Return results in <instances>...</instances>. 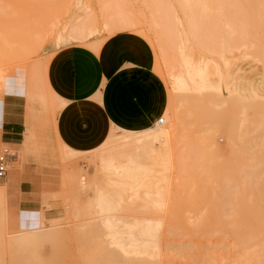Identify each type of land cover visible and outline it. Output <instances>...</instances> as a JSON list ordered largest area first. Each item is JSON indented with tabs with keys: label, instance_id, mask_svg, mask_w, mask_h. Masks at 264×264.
I'll list each match as a JSON object with an SVG mask.
<instances>
[{
	"label": "rangeland",
	"instance_id": "rangeland-1",
	"mask_svg": "<svg viewBox=\"0 0 264 264\" xmlns=\"http://www.w3.org/2000/svg\"><path fill=\"white\" fill-rule=\"evenodd\" d=\"M263 11L264 0H0V31L5 28L1 27L4 22H11L13 26L20 24L25 30L31 25L43 33L57 26H67L70 33L82 29L89 34L92 30L95 34L92 41L100 43L105 53H113L116 64H144L140 61L146 58L144 65L152 67L167 87L169 101L163 126L172 136L168 166L171 170L168 169L169 174L165 172L169 176L165 175L169 183L166 198L170 195L166 205L143 211L137 206L124 211L130 207L126 206L110 214L120 228L144 219L161 220L154 257L135 259L128 255L131 257L123 258L125 254L122 255L118 246H113L104 228L102 220L107 215H102L96 205L97 191L93 182L99 168L96 156L101 151H112L125 137L142 135L111 132L112 128L105 124L96 107L89 110V140H86L85 115L76 116L70 124L72 127H62L63 116L58 113L63 103L47 89L45 71L55 51L60 49L47 45L37 54L25 55L28 58L19 63L17 55V60L14 54L12 61L9 59L12 56L6 58L1 54L2 43L0 153L9 149L13 157L6 178L0 180V264H264V90H260L258 102L254 101L257 104L252 99L242 104V99L236 95L230 98L232 91L224 81L225 64L230 60L235 66L246 64L241 65V71L254 68L256 76L264 81ZM120 19L127 27L118 22L120 26L105 29V25ZM134 22L139 26L135 27ZM229 22L238 28L233 31ZM30 31H26L27 34ZM20 33L18 39L23 36ZM3 36L4 44H13L14 40ZM20 44L19 49L13 47L10 52L20 51ZM29 45L26 47L36 53V45L35 49ZM229 47L231 50L227 49ZM6 50L4 52H8ZM10 52V55L14 53ZM22 63L29 64L30 68H23ZM215 63L223 72L221 92L207 96L180 90L186 79L188 82L190 72L204 69L213 72ZM9 64L20 68L13 72L15 68ZM241 87H246V82L238 80L234 94ZM3 120L21 124L13 131L16 133L13 138L19 142L15 149L1 141ZM69 131L75 143L70 141ZM110 132L104 146L99 147ZM8 137L11 136L5 139ZM162 169L157 168L158 175ZM192 169L194 172L190 171ZM196 173L200 176L198 184ZM184 181L188 183L181 185ZM202 219L205 220L203 225L198 224Z\"/></svg>",
	"mask_w": 264,
	"mask_h": 264
},
{
	"label": "bare ground",
	"instance_id": "bare-ground-1",
	"mask_svg": "<svg viewBox=\"0 0 264 264\" xmlns=\"http://www.w3.org/2000/svg\"><path fill=\"white\" fill-rule=\"evenodd\" d=\"M249 2V1H248ZM247 2V3H248ZM238 4V3H237ZM250 5V4H249ZM246 8V7H245ZM264 12V11H263ZM244 13V11H243ZM239 15V14H238ZM243 19V18H242ZM119 20V19H118ZM115 21V25L112 23L108 25H105L107 26V28L105 27V29H107V31L111 30L112 27L115 28L116 25H119L118 22L120 23L121 22V19L120 21ZM124 20V22L126 21L125 19H122ZM130 21V20H129ZM233 21V20H232ZM83 22V21H82ZM131 22V21H130ZM239 22V21H238ZM3 23V22H2ZM1 23V25H2ZM6 24V26H4ZM9 22H4L3 25L1 26L2 28L5 27L3 30L0 31V45H2L3 43V47L0 46V48L3 50H1V54L3 56H6V58H8L9 56H12L10 57L9 59L12 61L14 59H16V55L18 56L17 59H20L19 63H21L22 59L23 58H28L27 56H32L33 54H37L39 53L40 51H42L47 45H53L55 47V49H60L63 48V47H66L67 45H70V44H78L81 45L82 47H87L95 52H98L100 51V49L102 48V45L100 43H95V41H92V36H94L95 34L92 33V30L89 32V34H86L84 32H82V29L81 31H73V33L71 32H67L66 30V27L63 28V27H55L56 29L53 30V31H50V32H42V31H39L37 28H34L33 26H28L29 28H26V30L24 29L25 27H23L22 25L21 26H13V24L10 22L9 24L12 25V28L10 29L11 25L8 24ZM127 23V21L125 22ZM135 23V22H134ZM235 23V21H234ZM108 24V23H107ZM121 26H125L123 25V22L120 23ZM128 24H131V23H128ZM136 24V23H135ZM229 24L231 25L230 26V29L233 27V31H235L237 28L235 27V25L232 23L229 22ZM236 24V23H235ZM238 24V23H237ZM138 24L135 25V27L137 26ZM242 25H244V23H242ZM120 26V25H119ZM117 26V28L119 27ZM139 26V25H138ZM14 27L16 30H14ZM18 29H17V28ZM24 29H22V28ZM104 27V26H103ZM108 27L111 28L108 30ZM127 27V25L125 26ZM241 28V26H239ZM7 28H9V30H6ZM22 30H21V29ZM34 29V31H32V29ZM82 28V27H81ZM91 29L92 26L90 27ZM132 28V27H131ZM239 28V29H240ZM243 28V27H242ZM31 29V31H30ZM12 30V32H11ZM18 30L20 31H23V34L22 32L20 33ZM94 30V29H93ZM3 31H5L3 33ZM6 31H8L7 33H10L12 34L13 33V36L10 34L7 35ZM15 31H17V33L15 34ZM30 31L28 34L27 32ZM106 31V32H107ZM239 30H237L238 32ZM20 33V36L23 35L22 37H20L21 39V42H20V39L19 38V33ZM32 32V33H31ZM97 32V31H96ZM95 32V33H96ZM117 32V31H116ZM240 32V31H239ZM27 35L25 37V34ZM2 34L5 35V36H8L9 39H11L12 41L14 40V42H12L13 44H10V42L7 44V42L4 44L3 40L6 41V39H2ZM16 36H15V35ZM93 34V35H92ZM236 34V33H235ZM239 34V33H238ZM3 36V37H5ZM12 38H15V39H12ZM18 36V37H17ZM155 36V35H154ZM234 39H236L235 37H237L236 35H234ZM232 36V37H233ZM29 39H28V38ZM149 37V36H148ZM157 37V36H155ZM153 37V38H155ZM244 37V36H243ZM7 38V40H8ZM17 38V39H16ZM242 38V37H241ZM22 39H26L24 41ZM240 39V37H239ZM15 40H18L20 43H18V41L15 42ZM28 40V41H27ZM9 41V40H8ZM23 41V42H22ZM154 41V40H153ZM158 41V40H157ZM15 43V44H14ZM26 43L29 44H32L31 46H33V49H35V45H36V53L33 52V50H30L29 47H26L28 45H26ZM10 44V45H9ZM19 44L22 45L20 48L23 49L20 51L16 50V51H12L14 52L13 54H9V52L12 50L11 48H15V49H19ZM15 45V46H14ZM23 45H25L23 47ZM230 45V44H229ZM228 45V46H229ZM12 46V47H11ZM71 46V45H70ZM75 46V45H74ZM244 46V45H243ZM9 47V49H8ZM7 49V50H6ZM26 49V50H25ZM228 50H231V47L227 48ZM8 51V52H4V51ZM29 53H27L28 51ZM31 51V52H30ZM59 51V50H57ZM55 51V53L57 52ZM4 52V53H3ZM10 52V53H12ZM21 52V54H20ZM6 53V54H5ZM8 53V54H7ZM51 53V52H50ZM15 54V56H14ZM53 54V53H52ZM2 55H0L1 57H3ZM8 55V57H7ZM21 55L22 58L20 57ZM27 55V56H25ZM13 56L15 57L13 59ZM0 57V59H1ZM53 57V56H52ZM16 59V60H17ZM31 59V58H30ZM38 59V58H37ZM8 60V59H6ZM15 60V61H16ZM29 60V59H27ZM32 60V59H31ZM51 60V59H50ZM15 61H14V64H15ZM23 62H24V59H23ZM29 63H31L32 61H27ZM35 62V61H34ZM10 64H12L11 62H9ZM17 63V62H16ZM18 63V65H19ZM234 61L230 60V63L229 64H225L226 68H225V73H224V81H225V84L226 86L229 88L230 92L232 91V94L230 93V98L232 96H235L242 99L241 100V103L243 104V101L244 100H247L245 101V103H247L250 99H252L251 101L253 103H256L257 104V100L259 97H261V91L264 90V81H263V78L261 76H256L255 72L256 71L254 68H250V69H246V70H243L241 71L242 67L245 66L246 64H243L241 63L240 65L238 66H235L233 65ZM9 64V65H10ZM13 64V65H14ZM23 65L25 63H22ZM27 64V63H26ZM23 66L21 65L23 68L24 67H28V66ZM49 64V63H48ZM208 64V62H207ZM17 65V64H16ZM230 67H227L229 66ZM12 66V65H10ZM48 66V65H46ZM45 66V71L47 72V69L48 67L46 68ZM13 67V66H12ZM191 67V66H190ZM248 67V66H247ZM10 68V67H9ZM15 68V70L13 72H16L18 68H20L19 66L18 67H13V69ZM30 67H28L27 69H29ZM246 68V67H245ZM10 70H12L10 68ZM26 70V68L24 69ZM22 70V71H24ZM22 71H20V73H22ZM30 71V70H29ZM28 72V71H27ZM31 72V71H30ZM29 72V73H30ZM45 72V74H46ZM19 73V71H18ZM191 74L189 75V79H188V82H186V80L184 81L185 83L182 84L181 89H183L185 92L183 93H186L188 92V94H204L206 93L207 96H208V93H219L221 92L222 90V79H223V72H222V69L220 67V65L218 63H215L214 64V69H213V72L209 69H204V70H199L197 72H190ZM260 73V72H259ZM16 74V73H14ZM47 75V74H46ZM46 75H45V78H46ZM264 77V76H263ZM3 78V77H2ZM4 80V79H3ZM46 80V79H45ZM238 80H241L246 82V87H241L240 90L238 89V91H236V93L234 94V87H235V83L238 81ZM47 82V80H46ZM4 83V82H3ZM47 84V83H46ZM48 86V85H47ZM241 86V85H240ZM179 88V87H178ZM48 90L49 87H47ZM262 89V90H261ZM237 90V88H236ZM261 90V91H260ZM264 92V91H263ZM49 93H51L49 91ZM213 94V95H214ZM52 95V94H51ZM54 96V95H53ZM234 97V98H236ZM210 98V97H209ZM215 98V97H214ZM239 99V100H240ZM212 100V99H211ZM226 100V98H225ZM206 101V100H205ZM254 101H257V102H254ZM264 101V100H263ZM202 103V101L200 102ZM244 103V104H245ZM216 104V103H215ZM225 104V102H224ZM223 104V105H224ZM254 104V105H256ZM222 105V104H221ZM250 105V103H249ZM248 105V106H249ZM253 105V104H252ZM259 107V106H258ZM259 109V108H258ZM213 110V109H212ZM215 112V110H213ZM210 113V112H209ZM261 113V112H260ZM264 114V113H262ZM216 116V114H214ZM217 117V116H216ZM262 118V117H261ZM232 124V123H231ZM165 125V121L164 123H160L158 124V126L156 128H154L153 130L147 132V133H142L141 137L139 138H128V137H125L123 140H120V143L117 144L116 148L113 149L112 151H109V152H103L101 151V154L96 158H98V162H99V168L98 170L96 171V168H95V171H96V175L93 177V182H94V186H96V191H97V198H96V205L100 208V213L105 214L107 215L103 221V225H104V228L106 229V231H108L109 233V236L110 239L112 240V243H113V246H118L119 250L121 251L122 250V255H123V258L126 257L127 259L130 258L132 256V258H140L138 256H142L141 259L145 258L147 256V258L151 259V257L153 258L154 257V254H155V250L156 249V242L155 240H157V235H158V232L160 231V229H162V225H161V220L158 219V221H155V220H152L151 221H144L146 219H142L143 221L139 222L138 224H130V223H127L126 226H124L123 224V227H121L123 229V231H121L120 229V226L115 222L114 218L112 216H110V214L112 213H117L116 211L126 206H130L129 208H125L124 211L126 209H131V207L135 208L136 206L139 208H141V210H150L149 208L152 207L153 208H161V207H164L166 205V200H168L167 198L170 196H168L167 194V198H166V185L168 182H166L167 180V177L168 175L165 174V172L169 174V170H171L169 166V164L171 163L170 161V148H171V139H172V136H171V132L169 131V129H166L164 128ZM229 125V124H228ZM216 126V125H215ZM130 134H133V133H130ZM233 138V137H232ZM210 140V139H209ZM211 141V140H210ZM209 143V142H208ZM211 143V142H210ZM209 143V144H210ZM104 145H102L103 147ZM210 146V145H208ZM64 147V146H63ZM101 147V148H102ZM206 148V147H204ZM99 150V149H98ZM101 150V149H100ZM104 150V149H103ZM97 151V150H96ZM95 152V151H94ZM100 153V152H99ZM197 153V152H195ZM210 153V152H209ZM86 154V153H85ZM193 155V154H192ZM206 156V155H205ZM173 158V157H172ZM197 159V158H196ZM180 160V159H179ZM96 160H94L93 162H95ZM199 161V159H198ZM178 162V161H177ZM196 162V161H195ZM201 162V161H199ZM97 163V162H96ZM192 163V161H191ZM203 163V162H202ZM263 164V162H262ZM10 165V164H9ZM192 165L195 166L194 163H192ZM200 165V164H199ZM198 165V166H199ZM15 166V165H14ZM192 166V168H196ZM261 166V164H260ZM168 167V168H167ZM186 167V166H185ZM189 167V165H188ZM186 167V168H188ZM263 166H261L262 168ZM157 168H163L161 170V173L160 175H158L157 173ZM258 168V167H257ZM260 168V169H261ZM164 169H167V170H164ZM169 169V170H168ZM197 169V168H196ZM201 169V168H200ZM259 169V170H260ZM189 170V169H188ZM194 169L190 170V171H193ZM204 170V169H203ZM257 171V172H260V171ZM179 171H181L179 169ZM206 171V170H205ZM75 172V171H74ZM194 172V171H193ZM197 172V170H196ZM256 172V173H257ZM78 174H80L78 172ZM189 174V173H188ZM191 174V173H190ZM193 174V173H192ZM197 174V173H196ZM201 174V173H200ZM260 174V173H259ZM77 175V173H76ZM166 175V176H165ZM198 175V176H197ZM196 175V183L197 181L200 179H197L199 176V174ZM255 175V174H254ZM79 176V175H78ZM83 176V175H82ZM180 176V175H179ZM194 176V175H193ZM169 177V176H168ZM249 177V175H248ZM252 177V176H251ZM255 177V176H254ZM81 178V176H80ZM84 178H87V176L85 175ZM192 178V176L188 177L187 180L190 182V179ZM204 178V177H203ZM250 178V177H249ZM176 179V178H175ZM252 179V178H251ZM83 180V179H82ZM181 180V179H180ZM179 180V181H180ZM87 181H88V178H87ZM168 181V180H167ZM188 181H186V184L188 183ZM194 181V179H193ZM193 181L191 180V182L193 183ZM202 181V180H201ZM258 181V180H257ZM92 182V181H90ZM166 184H165V183ZM170 182V180H169ZM177 182V181H176ZM200 182V180H199ZM198 182V183H199ZM165 184V187H163V185ZM172 183V182H171ZM174 183V182H173ZM195 183V182H194ZM197 183V184H198ZM92 184V183H91ZM169 184V183H168ZM181 184V183H179ZM185 184V181L183 184L181 185H184ZM185 184V185H186ZM197 184H193V185H197ZM174 185V184H173ZM192 185V184H191ZM169 186V185H168ZM179 186V185H178ZM189 186V184L187 185ZM183 187V186H182ZM186 187V186H184ZM192 187V186H191ZM190 187V188H191ZM203 187V186H202ZM248 187V186H247ZM186 191L189 190L188 187H186ZM198 188V187H197ZM196 188V189H197ZM7 189V188H6ZM168 189V187H167ZM171 189V188H170ZM176 190V188H174ZM185 189V188H184ZM192 190V188H191ZM252 190V189H251ZM173 191V190H171ZM181 191H183V188H181ZM194 191V189H193ZM199 191V190H198ZM250 191V190H249ZM253 191V190H252ZM4 192L2 190V194L4 195ZM169 193L170 190L168 191ZM184 192V191H183ZM191 192V191H190ZM263 192V190H262ZM186 193V196H187V192H184ZM189 193V192H188ZM192 193H195V192H192ZM256 193V192H255ZM174 191L172 193V195L174 196ZM181 194V193H180ZM258 194V193H257ZM179 195V193H178ZM194 196V194H192ZM5 196H6V193H5ZM171 197V202L172 200L174 199V197ZM190 196V199H194L193 197ZM195 197V196H194ZM197 198V197H196ZM195 198V199H196ZM128 199V200H127ZM141 201H140V200ZM176 199V198H175ZM179 199L181 200L182 198L179 197ZM189 199V197H188ZM190 199L187 201L190 203ZM240 199V198H239ZM238 199V200H239ZM139 200V201H137ZM143 200V201H142ZM169 200V202H170ZM179 200V201H180ZM200 200V199H199ZM192 202H194V200H191ZM139 202V204L137 203ZM141 202V203H140ZM142 202L144 204H142ZM183 202V201H182ZM192 202L190 205H192ZM240 202V201H238ZM175 203V202H174ZM185 202H183L184 204ZM197 203V201H196ZM200 203V201H199ZM141 204V205H140ZM173 204V203H171ZM176 204V203H175ZM181 203H179L180 205ZM140 205V206H138ZM188 205V204H187ZM254 205V204H253ZM149 206V207H148ZM194 206V205H193ZM198 206V205H196ZM249 206V205H248ZM173 207V206H172ZM192 207V206H191ZM200 207V206H199ZM251 207V206H250ZM176 208V207H175ZM195 208V207H194ZM244 208V207H243ZM184 209V208H183ZM201 209V208H200ZM237 209V208H236ZM240 209V208H238ZM247 209V208H246ZM258 209V208H257ZM123 210V209H122ZM154 210V209H153ZM185 210V209H184ZM192 210V209H191ZM242 210V209H241ZM118 211V212H119ZM181 211V210H180ZM195 211V210H194ZM193 211V212H194ZM246 211V210H245ZM261 211V210H260ZM135 212V211H134ZM145 212V211H144ZM143 212V213H144ZM173 212V211H172ZM186 212V211H185ZM251 212V211H250ZM184 213V212H183ZM233 213V212H232ZM237 213L240 214V212L237 211ZM243 213V211L241 212ZM248 213V211H247ZM198 215V213H195ZM246 213L244 212V215ZM249 215V214H248ZM116 216V215H115ZM238 216V214H237ZM241 216V215H240ZM255 216V215H254ZM118 217V216H117ZM188 217V216H187ZM192 217V216H191ZM190 217V218H191ZM239 217V216H238ZM245 217V216H244ZM172 218V217H171ZM185 218V217H184ZM183 218V220L185 221V219ZM189 218V217H188ZM204 218V217H203ZM237 218V217H236ZM232 219V218H230ZM245 219V218H243ZM257 219V218H256ZM264 219V218H263ZM121 220V219H120ZM194 220V219H193ZM117 221V220H116ZM122 221V220H121ZM124 221V219H123ZM130 221V220H128ZM154 221V222H153ZM173 221V220H171ZM202 222H199L198 224H201L203 225V219L201 220ZM217 221V220H216ZM222 221V220H221ZM220 221V223H221ZM235 221V220H234ZM118 222H119V219H118ZM126 222V220L124 221ZM169 222V221H168ZM194 222V221H193ZM226 222V221H225ZM231 222V221H230ZM249 222V221H248ZM247 222V223H248ZM165 223V222H164ZM224 223V222H223ZM192 224V223H191ZM195 224V223H194ZM197 224V225H198ZM212 224V223H211ZM225 224V223H224ZM227 224V223H226ZM230 224V223H229ZM233 224V222H232ZM238 224V223H237ZM102 225V226H103ZM173 224H171L170 226H172ZM178 225V224H177ZM183 225V224H182ZM197 225L195 226V228H197ZM205 225V224H204ZM219 225V223H218ZM222 225V224H220ZM219 225V226H220ZM175 226V225H174ZM217 226V225H216ZM246 226V225H244ZM243 226V227H244ZM124 227H126L124 229ZM173 227V226H172ZM201 227V226H198V228ZM234 227V226H233ZM235 227H237V225H235ZM238 227L240 228V222L238 224ZM174 228V227H173ZM178 228V227H176ZM215 228V227H214ZM228 228V227H227ZM242 228V227H241ZM236 231H237V228H235ZM247 229H248V226H247ZM170 230V229H169ZM176 230V229H175ZM174 230V232H175ZM239 230V229H238ZM215 231V230H214ZM232 231V230H231ZM248 231V230H247ZM222 232V231H220ZM236 233V232H235ZM243 233V232H242ZM233 234V233H232ZM231 234V235H232ZM234 235V234H233ZM236 235V234H235ZM125 238V240L127 242H124L125 240H123ZM127 238V239H126ZM127 243V244H126ZM178 242H174V244L177 245ZM155 244V246H154ZM180 244V243H178ZM153 245V246H152ZM131 250H130V249ZM124 252V253H123ZM127 254V255H126ZM133 254L136 255L133 257ZM128 255H131L130 257ZM145 256V257H144ZM126 258L124 259L126 261ZM140 259V260H141ZM123 260V261H124ZM139 260V259H138ZM135 261V260H134ZM135 263V262H134ZM137 264V262H136ZM229 264H237V263H233V262H230Z\"/></svg>",
	"mask_w": 264,
	"mask_h": 264
},
{
	"label": "crops",
	"instance_id": "crops-1",
	"mask_svg": "<svg viewBox=\"0 0 264 264\" xmlns=\"http://www.w3.org/2000/svg\"><path fill=\"white\" fill-rule=\"evenodd\" d=\"M140 62L145 64L147 59ZM116 63L115 55L105 53L103 48L95 52L84 46H67L54 54L48 65L47 82L55 98L63 103L58 113L63 116L62 127H72L76 116L85 115L89 140V110L96 107L111 132L142 134L154 129L168 108L164 81L150 66ZM19 125L4 120L1 125V141L13 149L19 144L13 138ZM68 134L75 143L73 133ZM6 136L11 137L6 140Z\"/></svg>",
	"mask_w": 264,
	"mask_h": 264
},
{
	"label": "built area",
	"instance_id": "built-area-1",
	"mask_svg": "<svg viewBox=\"0 0 264 264\" xmlns=\"http://www.w3.org/2000/svg\"><path fill=\"white\" fill-rule=\"evenodd\" d=\"M159 123H164V116H162L159 120ZM9 149H5L2 153H0V180L6 178L9 170V164L11 163L12 154L9 152Z\"/></svg>",
	"mask_w": 264,
	"mask_h": 264
}]
</instances>
